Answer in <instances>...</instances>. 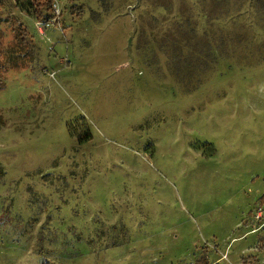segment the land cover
I'll use <instances>...</instances> for the list:
<instances>
[{"label": "rangeland", "instance_id": "374dc122", "mask_svg": "<svg viewBox=\"0 0 264 264\" xmlns=\"http://www.w3.org/2000/svg\"><path fill=\"white\" fill-rule=\"evenodd\" d=\"M107 4L0 0V264H264V0Z\"/></svg>", "mask_w": 264, "mask_h": 264}, {"label": "trees", "instance_id": "16d2710c", "mask_svg": "<svg viewBox=\"0 0 264 264\" xmlns=\"http://www.w3.org/2000/svg\"><path fill=\"white\" fill-rule=\"evenodd\" d=\"M29 4L31 6V8L33 9L34 15L36 17V19L43 23V24H49L53 19H54V9H53V5L55 0H28ZM103 6L108 5L107 1L108 0H99ZM25 33L22 34V36L24 34H26V31L23 30ZM3 33L0 30V50L3 47ZM24 40V38H23ZM88 139H90V136H86ZM201 261H204V258H202ZM206 263H208L206 261Z\"/></svg>", "mask_w": 264, "mask_h": 264}, {"label": "built area", "instance_id": "2783aa9c", "mask_svg": "<svg viewBox=\"0 0 264 264\" xmlns=\"http://www.w3.org/2000/svg\"><path fill=\"white\" fill-rule=\"evenodd\" d=\"M54 7H55V5H53ZM54 10H56V7L54 8ZM57 11V10H56ZM55 12V11H54ZM57 14H55V16H56ZM57 17V16H56Z\"/></svg>", "mask_w": 264, "mask_h": 264}]
</instances>
